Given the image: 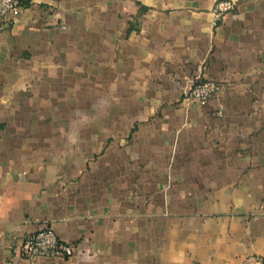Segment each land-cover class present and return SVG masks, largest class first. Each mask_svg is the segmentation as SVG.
I'll list each match as a JSON object with an SVG mask.
<instances>
[{
  "label": "crops",
  "instance_id": "0c3cea01",
  "mask_svg": "<svg viewBox=\"0 0 264 264\" xmlns=\"http://www.w3.org/2000/svg\"><path fill=\"white\" fill-rule=\"evenodd\" d=\"M215 2L25 0L0 28V264H264V0ZM44 224L85 254L21 257Z\"/></svg>",
  "mask_w": 264,
  "mask_h": 264
},
{
  "label": "built area",
  "instance_id": "2783aa9c",
  "mask_svg": "<svg viewBox=\"0 0 264 264\" xmlns=\"http://www.w3.org/2000/svg\"><path fill=\"white\" fill-rule=\"evenodd\" d=\"M25 0H0V28L9 27L14 23L15 16L21 10ZM238 0H216L213 7L214 22L217 23L229 11L233 10ZM221 84L218 81L197 78L184 91L183 96L191 102L204 103L219 92ZM222 109V107L220 108ZM76 254L84 255L77 246L61 239L52 226L44 224L39 229L29 233L20 244L19 255L33 259L47 257L67 259Z\"/></svg>",
  "mask_w": 264,
  "mask_h": 264
},
{
  "label": "rangeland",
  "instance_id": "374dc122",
  "mask_svg": "<svg viewBox=\"0 0 264 264\" xmlns=\"http://www.w3.org/2000/svg\"><path fill=\"white\" fill-rule=\"evenodd\" d=\"M98 99V101H100L101 100V97H100V94H99V97L97 98ZM196 104H201V103H198V102H195ZM99 104H100V102H99ZM85 107H88V106H85ZM222 107V109H220ZM89 108V111H93V112H95V113H101L102 112V106H101V104L98 106V105H92L91 107H88ZM221 111H223V106L222 105H220L219 107H218V110H217V112H221ZM93 124H94V127H96V128H100L101 126H100V124H101V122L99 121H94L93 122Z\"/></svg>",
  "mask_w": 264,
  "mask_h": 264
},
{
  "label": "trees",
  "instance_id": "16d2710c",
  "mask_svg": "<svg viewBox=\"0 0 264 264\" xmlns=\"http://www.w3.org/2000/svg\"><path fill=\"white\" fill-rule=\"evenodd\" d=\"M26 2H28V0H26ZM144 9V8H143ZM133 27V25H132V23L130 24V26H129V28H132Z\"/></svg>",
  "mask_w": 264,
  "mask_h": 264
}]
</instances>
